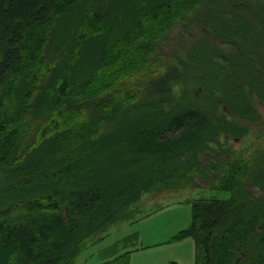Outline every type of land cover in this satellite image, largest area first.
I'll return each instance as SVG.
<instances>
[{
    "label": "trees",
    "instance_id": "1",
    "mask_svg": "<svg viewBox=\"0 0 264 264\" xmlns=\"http://www.w3.org/2000/svg\"><path fill=\"white\" fill-rule=\"evenodd\" d=\"M234 1L214 8L235 10ZM207 3L0 0V264H75L86 240L136 214L144 193L195 189L196 178L228 197L190 202L191 222L176 238L193 240L194 264H264V151L232 158L220 141L245 135L236 119H258L250 89L264 103V48L251 42L244 64L227 71L204 65L205 46L188 50L189 76L219 92L236 119L209 97L183 106L161 86L166 76L153 77L176 11ZM247 3L251 17L231 14L235 31L264 27V0ZM119 64L153 80L131 84L125 73L112 93L102 80ZM128 253L107 263L128 264Z\"/></svg>",
    "mask_w": 264,
    "mask_h": 264
},
{
    "label": "rangeland",
    "instance_id": "2",
    "mask_svg": "<svg viewBox=\"0 0 264 264\" xmlns=\"http://www.w3.org/2000/svg\"><path fill=\"white\" fill-rule=\"evenodd\" d=\"M201 5L187 6L183 10L181 8L179 11H176L180 19H176V22H173L175 25L169 29V40L158 45L159 52L164 58V66L153 77L157 79L160 76H166V82L161 84V86L165 84V89L171 90L173 98L183 106L203 107V104H211V101L203 99L204 97L202 96H197L198 92L196 87L200 85V82L195 77L190 78L191 74L185 70L190 67V63L195 59L192 57L190 60L187 54L188 50H190V47H193L195 40L204 39L203 33L199 32L194 24L195 21L197 22V18L201 17L203 4ZM151 25H145V27L149 28ZM152 28L155 29L154 26ZM185 30L187 31L184 32ZM179 37L181 42L184 41V44L177 46L176 40ZM201 60L204 61V57ZM123 68L124 66L121 64L112 66L111 76H106L102 80L106 81L105 85L112 82V85H110L112 87H110L112 93H117L119 87H125L121 84L117 85L118 80L122 77L124 79L125 76L127 83H130V78L132 79L131 84L133 82H139L142 79L146 81L153 80V77L148 78V75H145V73L141 75L139 72L137 73L144 78L141 77L142 79H139L140 76L137 75L135 80L134 70H136V67H134L133 71L128 68L127 73ZM118 69H120V72L116 74ZM179 75H185L190 78L186 84L192 80L195 81L196 84L193 85L195 89H182L186 84L185 81L178 80ZM126 87L130 89V86ZM188 88H191V85ZM208 93V97L212 101L217 102L219 106L220 97L212 94V91L208 90ZM199 98L202 99L199 100ZM255 108L258 115L256 121H248L240 118V120H235L245 129V135L243 137L220 136V141L225 145L224 147H229L224 149H228L231 152L232 158L242 157L246 159L251 157L250 155L255 150L264 151V106L255 103ZM226 116L229 118L228 115ZM37 126H28L29 141L27 143L25 141L21 142V144H27L26 147L22 145L23 150L31 147L38 137L41 130L39 131ZM20 155L22 156L23 153L20 152ZM219 157L221 158L223 156L219 155ZM207 174L216 177V175L210 172H207ZM196 181L198 188L195 189L144 193L140 201L133 207L136 214L130 220L109 226L102 237L98 238L100 234H95L86 240L80 254L75 258V264H108L107 262L109 260L126 251L129 252L128 264H170L172 261L178 264H194L195 249L193 240L189 237L176 238L177 233L187 228L191 222L190 202L200 198L208 199L215 197L223 199L228 197L227 192L211 189L203 178H196ZM126 239H131V241L127 246L122 247V242Z\"/></svg>",
    "mask_w": 264,
    "mask_h": 264
},
{
    "label": "flooded vegetation",
    "instance_id": "3",
    "mask_svg": "<svg viewBox=\"0 0 264 264\" xmlns=\"http://www.w3.org/2000/svg\"><path fill=\"white\" fill-rule=\"evenodd\" d=\"M207 7L208 9L206 11H201V17H203L202 14H205V16L203 18V20H201L202 18H198L197 22L195 21V27H197V29L199 30V32L203 33L204 35V39H199V40H195L193 42V46H197L198 48L201 46H205L206 48H208L210 50V52L207 54V57L204 59V65H217L218 67H221L224 70H233V66L235 65H241L244 64V49L248 48L247 46H249V44L252 42L255 48H264V41L261 40L260 37V31L262 32V30L264 31V27L263 26H259V25H255L257 29H252V31L248 30V31H244L242 27L238 26V30L235 31V19L234 17H231V14H239V20L241 21V23L243 22L242 20H245L249 17L252 16V12L249 9V5L247 3V1L249 0H235V4L234 2H231V8H235L234 9H230V10H218L215 9L214 7H216L217 5H215L214 1H219V0H207ZM221 1V0H220ZM227 1V0H224ZM221 4L223 5V3L221 2ZM230 4V3H229ZM229 16V19H228ZM207 17V18H206ZM219 17H221L222 19H219ZM262 17V16H260ZM228 19V20H227ZM230 23L231 27H230ZM222 24V25H221ZM240 24V23H239ZM187 30H185L184 32H186ZM189 32V31H188ZM191 32V31H190ZM256 33L258 35V41H251V39H256ZM192 37V35H191ZM175 44V43H174ZM184 41L181 42L180 37L178 40H176V45L180 46L183 45ZM183 47V46H182ZM192 48V47H190ZM253 65V64H252ZM257 66L253 67V70H260L261 69V64H256ZM183 74V73H182ZM192 78V77H190ZM189 77H186L185 75L182 76V80H186V82L188 81V79H190ZM264 78V76H263ZM194 79V78H193ZM196 84L195 81H190L186 84V86L182 89L184 90H191V89H195V87H193V85ZM187 85H191V88H188ZM198 95L197 96H202L204 98L208 97L209 93H208V87L205 86L203 84L200 83V85H197L196 87ZM251 91V96L254 97V106L255 103H258L259 105H263L264 103L261 102L258 98V94L256 91H254L253 89H250ZM211 94V92H210ZM214 95H218V97H220V93L217 91H213ZM222 96V95H221ZM219 106L218 108H220L221 111H223L224 113H228L226 115H228L229 117L236 119L235 117H233L234 115L231 113L230 110H228L224 104L222 103V100L220 98L219 101ZM240 119H243L242 117H240Z\"/></svg>",
    "mask_w": 264,
    "mask_h": 264
}]
</instances>
